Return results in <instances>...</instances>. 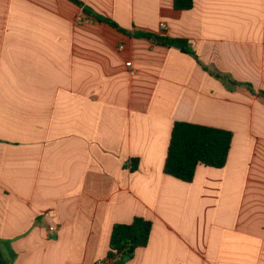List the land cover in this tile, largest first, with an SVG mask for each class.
<instances>
[{
    "label": "crops",
    "instance_id": "0c3cea01",
    "mask_svg": "<svg viewBox=\"0 0 264 264\" xmlns=\"http://www.w3.org/2000/svg\"><path fill=\"white\" fill-rule=\"evenodd\" d=\"M79 1L126 33L69 0H0L2 256L111 264L138 216L125 264H264V0ZM176 121L229 130L225 166L165 174Z\"/></svg>",
    "mask_w": 264,
    "mask_h": 264
},
{
    "label": "trees",
    "instance_id": "16d2710c",
    "mask_svg": "<svg viewBox=\"0 0 264 264\" xmlns=\"http://www.w3.org/2000/svg\"><path fill=\"white\" fill-rule=\"evenodd\" d=\"M69 1L83 7L87 16L126 33L125 30L119 29L114 21L91 11L79 0ZM192 6L193 0H173L175 10H188ZM133 35L153 39L160 45L175 47L184 53L194 55L189 43L183 39L143 31H136ZM260 94L264 97V92L261 91ZM231 140L232 133L229 130L176 121L172 127L166 152L164 173L183 182H192L197 166L223 168L227 161ZM151 228V221L138 216L129 223L115 224L110 235L107 260L111 264H125L134 256L138 248L148 244ZM0 264H9L1 253Z\"/></svg>",
    "mask_w": 264,
    "mask_h": 264
},
{
    "label": "built area",
    "instance_id": "2783aa9c",
    "mask_svg": "<svg viewBox=\"0 0 264 264\" xmlns=\"http://www.w3.org/2000/svg\"><path fill=\"white\" fill-rule=\"evenodd\" d=\"M126 65L127 66H130L131 65V63L130 62H127L126 63ZM133 73V72H132ZM57 227L56 226H49L48 227V234L51 236V235H54L55 233H56V231H57ZM97 264H103V263H97Z\"/></svg>",
    "mask_w": 264,
    "mask_h": 264
}]
</instances>
